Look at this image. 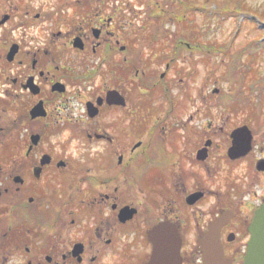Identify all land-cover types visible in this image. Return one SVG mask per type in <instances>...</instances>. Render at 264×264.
I'll use <instances>...</instances> for the list:
<instances>
[{
  "label": "flooded vegetation",
  "instance_id": "flooded-vegetation-1",
  "mask_svg": "<svg viewBox=\"0 0 264 264\" xmlns=\"http://www.w3.org/2000/svg\"><path fill=\"white\" fill-rule=\"evenodd\" d=\"M184 3L0 0V264H207L219 221L245 264L264 110L191 88L201 48L156 44Z\"/></svg>",
  "mask_w": 264,
  "mask_h": 264
},
{
  "label": "rangeland",
  "instance_id": "rangeland-1",
  "mask_svg": "<svg viewBox=\"0 0 264 264\" xmlns=\"http://www.w3.org/2000/svg\"><path fill=\"white\" fill-rule=\"evenodd\" d=\"M255 12H264V0H185L171 6L174 21L159 18L164 25L154 37L160 45L201 48L190 56L196 71L191 88L219 90L237 107L264 110V22ZM135 49L141 57L150 54L148 48Z\"/></svg>",
  "mask_w": 264,
  "mask_h": 264
},
{
  "label": "water",
  "instance_id": "water-1",
  "mask_svg": "<svg viewBox=\"0 0 264 264\" xmlns=\"http://www.w3.org/2000/svg\"><path fill=\"white\" fill-rule=\"evenodd\" d=\"M222 221L215 223L209 230L205 243L207 264H226L222 245L212 243L219 236ZM252 240L249 244L245 264H264V206L257 212L253 221Z\"/></svg>",
  "mask_w": 264,
  "mask_h": 264
},
{
  "label": "trees",
  "instance_id": "trees-1",
  "mask_svg": "<svg viewBox=\"0 0 264 264\" xmlns=\"http://www.w3.org/2000/svg\"><path fill=\"white\" fill-rule=\"evenodd\" d=\"M253 14L256 15V18H258L260 21L264 22V12L263 13L255 12Z\"/></svg>",
  "mask_w": 264,
  "mask_h": 264
}]
</instances>
